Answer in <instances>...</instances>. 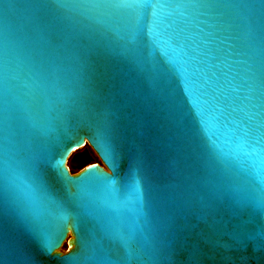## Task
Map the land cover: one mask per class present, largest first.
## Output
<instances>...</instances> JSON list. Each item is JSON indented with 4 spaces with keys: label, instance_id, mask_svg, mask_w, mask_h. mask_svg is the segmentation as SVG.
<instances>
[{
    "label": "water",
    "instance_id": "1",
    "mask_svg": "<svg viewBox=\"0 0 264 264\" xmlns=\"http://www.w3.org/2000/svg\"><path fill=\"white\" fill-rule=\"evenodd\" d=\"M0 264H264V0H0Z\"/></svg>",
    "mask_w": 264,
    "mask_h": 264
},
{
    "label": "rangeland",
    "instance_id": "2",
    "mask_svg": "<svg viewBox=\"0 0 264 264\" xmlns=\"http://www.w3.org/2000/svg\"><path fill=\"white\" fill-rule=\"evenodd\" d=\"M87 147H88L89 151L92 152L93 156L96 155V154L92 151V149H91V147H90L89 145H87ZM80 150H84V147H83L82 149H80ZM97 161H99V159H98ZM73 171H74V170H73ZM68 248H69V246H68V245H65L64 249L67 250Z\"/></svg>",
    "mask_w": 264,
    "mask_h": 264
},
{
    "label": "flooded vegetation",
    "instance_id": "3",
    "mask_svg": "<svg viewBox=\"0 0 264 264\" xmlns=\"http://www.w3.org/2000/svg\"><path fill=\"white\" fill-rule=\"evenodd\" d=\"M93 151V150H92ZM94 152V151H93ZM94 159L95 160H98L99 159V157L97 156V155H94Z\"/></svg>",
    "mask_w": 264,
    "mask_h": 264
},
{
    "label": "trees",
    "instance_id": "4",
    "mask_svg": "<svg viewBox=\"0 0 264 264\" xmlns=\"http://www.w3.org/2000/svg\"><path fill=\"white\" fill-rule=\"evenodd\" d=\"M72 172H74V171L72 170Z\"/></svg>",
    "mask_w": 264,
    "mask_h": 264
}]
</instances>
